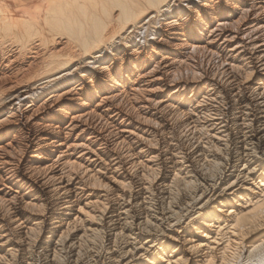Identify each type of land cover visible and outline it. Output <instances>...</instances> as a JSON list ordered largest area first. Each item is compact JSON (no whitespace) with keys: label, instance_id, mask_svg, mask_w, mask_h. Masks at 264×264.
Segmentation results:
<instances>
[{"label":"bare ground","instance_id":"1","mask_svg":"<svg viewBox=\"0 0 264 264\" xmlns=\"http://www.w3.org/2000/svg\"><path fill=\"white\" fill-rule=\"evenodd\" d=\"M0 264H264V0H0Z\"/></svg>","mask_w":264,"mask_h":264}]
</instances>
